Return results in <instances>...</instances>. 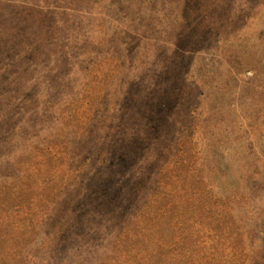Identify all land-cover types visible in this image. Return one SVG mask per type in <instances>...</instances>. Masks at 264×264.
<instances>
[{"label": "rangeland", "instance_id": "obj_1", "mask_svg": "<svg viewBox=\"0 0 264 264\" xmlns=\"http://www.w3.org/2000/svg\"><path fill=\"white\" fill-rule=\"evenodd\" d=\"M0 264H264V0H0Z\"/></svg>", "mask_w": 264, "mask_h": 264}]
</instances>
